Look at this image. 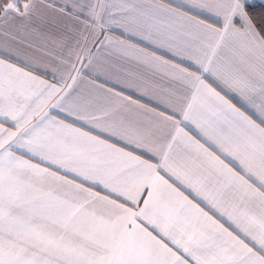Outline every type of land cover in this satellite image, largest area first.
Wrapping results in <instances>:
<instances>
[{"label":"snow or ice","instance_id":"snow-or-ice-1","mask_svg":"<svg viewBox=\"0 0 264 264\" xmlns=\"http://www.w3.org/2000/svg\"><path fill=\"white\" fill-rule=\"evenodd\" d=\"M251 8L0 0V264H264V12ZM58 20L59 36L42 30ZM49 42L61 54L45 62L35 52L51 55ZM128 64L162 72L184 94L150 93ZM133 106L150 119H126ZM178 140L200 165L173 156Z\"/></svg>","mask_w":264,"mask_h":264},{"label":"crops","instance_id":"crops-1","mask_svg":"<svg viewBox=\"0 0 264 264\" xmlns=\"http://www.w3.org/2000/svg\"><path fill=\"white\" fill-rule=\"evenodd\" d=\"M58 2H63V0H58ZM114 2H118V0H114ZM175 2L180 3L182 2V0H175ZM254 3H260L264 5V0H252V4ZM201 18L205 19L208 23H214L216 21L215 16H212L206 13L202 14ZM63 23H64L63 21H59V20L56 23L49 22L48 24L44 25L42 30L49 32L53 36H59L63 32ZM7 30L15 32V28L13 27H9ZM47 47H48V50L52 53L51 55H45L42 52H35V55L39 56L42 61H45V62L52 61L54 56L61 54L60 50L55 45L51 44L50 42ZM29 51H34V50L29 49ZM184 66H189V62L185 61ZM125 67H127L131 71L139 72L147 78V81H148L147 90L150 93H155L157 95H165L170 92H175L180 95L184 94V86L178 84L176 81L164 75L162 72H156L152 69H148L144 67H137L134 64H128V65H125ZM44 72H45L44 68H40L39 70L34 72V74L41 76V78L43 79L50 80L51 79L50 70L47 75H45ZM89 79H91V77H89L87 72H85L84 77H83L84 82L80 83L79 87L83 90H87L88 88L87 80ZM107 86L113 87L114 85L110 82ZM115 90L123 91L125 95L130 96L133 100H139L142 104H146L149 108H156L157 111L163 110V106L157 104V102L154 99H149L148 96H143L140 93L132 89H121L118 85H116ZM123 115L126 119L134 121V122H137V121L145 122L148 119H150V116L148 113H146L142 109L136 108L135 106H133L127 112L123 113ZM202 115L205 119L209 121L215 120V117L212 115L211 111L209 110H203ZM5 126L7 127L8 125H5ZM181 127L184 128V131L187 132L189 136H192L194 139L200 140L201 143L205 144V147H209V145L201 137L199 130L196 129L195 125H192L191 123L186 122V124H182ZM210 150L215 151L214 148H210ZM172 154L177 159H183L184 162L187 163L189 167L195 168L201 164L200 159L196 157L195 153H193L189 148H187L186 145L180 140H178L176 144L173 145ZM221 158L225 159L223 156ZM225 163H229V161L225 159ZM203 175L206 178V180H208L210 183L214 182L215 177L210 172L204 171ZM181 190L184 191V194L187 195L189 199L193 200L194 203L199 204V206L203 208L205 212H208V214L213 216L214 219L219 220L221 223L225 225V227H228L226 219L222 218L214 209H212L209 205H207L206 202L200 200L199 198H194L195 194L193 193L190 195L189 194L190 190H185L184 188H181Z\"/></svg>","mask_w":264,"mask_h":264},{"label":"trees","instance_id":"trees-1","mask_svg":"<svg viewBox=\"0 0 264 264\" xmlns=\"http://www.w3.org/2000/svg\"><path fill=\"white\" fill-rule=\"evenodd\" d=\"M251 11L255 14H260L264 12V5L260 3H254L252 4Z\"/></svg>","mask_w":264,"mask_h":264}]
</instances>
